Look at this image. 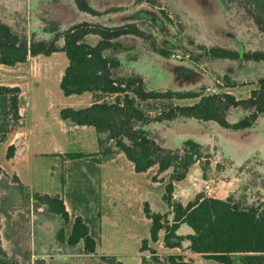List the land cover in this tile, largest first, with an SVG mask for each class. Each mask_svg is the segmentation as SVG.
I'll list each match as a JSON object with an SVG mask.
<instances>
[{"label": "rangeland", "instance_id": "374dc122", "mask_svg": "<svg viewBox=\"0 0 264 264\" xmlns=\"http://www.w3.org/2000/svg\"><path fill=\"white\" fill-rule=\"evenodd\" d=\"M135 1L90 0L100 12L120 8L118 12L92 16L80 12L74 0H0V23L46 40L53 38L52 30L64 32L82 22L106 27L145 23L157 44L172 56L164 58L141 39L127 37L122 41L131 49L119 53L118 74L140 76L148 91L201 95L229 92L244 99L264 78V62L214 61L199 49L220 46L241 53L264 51V38L253 26L237 21L229 24L225 0H157L156 7L136 5ZM160 10L171 16L175 27L164 20ZM99 40L94 35L87 38L91 46ZM199 55L203 57L196 60ZM68 66L66 54L56 53L42 56L31 72L27 65L0 67V86L16 84L22 91L23 107L20 128L0 133V227L4 248L21 264H110L104 258H113L114 264H155L154 258L168 264L171 256L196 264H215L193 254L188 243L181 249H167L165 231L157 243L150 241L152 222L144 206L148 203L152 211L172 220V211L163 200L171 173L157 175L158 167H154L138 174L123 153L100 150L94 128L61 120L62 109H85L93 104L89 92L64 95L60 84ZM225 77L237 86L226 88ZM198 100L175 103L190 105ZM162 104L155 102L150 109L144 106L154 117ZM244 116L243 111L233 110L228 119L234 124ZM145 129L165 148L177 149L193 140L209 153L190 169L185 181L175 184L177 201L187 205L197 196L223 200L232 197L264 209V116L253 127L240 131L193 119L150 123ZM11 145L16 146L13 157L8 156ZM44 193L61 197L70 214L69 222L39 205L36 195ZM77 217L90 223L99 244L93 255L84 251L83 242L75 247L67 243ZM62 229L64 239L58 237ZM179 234L187 236L191 230L184 225ZM144 240L149 243L142 252ZM235 264H242L239 257Z\"/></svg>", "mask_w": 264, "mask_h": 264}, {"label": "trees", "instance_id": "16d2710c", "mask_svg": "<svg viewBox=\"0 0 264 264\" xmlns=\"http://www.w3.org/2000/svg\"><path fill=\"white\" fill-rule=\"evenodd\" d=\"M157 0H136V5L154 4ZM80 12L92 16H102L120 11L112 8L105 12L94 9L90 0H74ZM228 22L237 21L251 25L264 38V0H225ZM164 20L175 27L171 16L160 10ZM144 24L130 23L118 27H106L91 22H82L62 31L52 30L51 40L29 37L25 32L13 31L10 26L0 23V64L15 67L24 64L30 57H49L56 53H65L67 67L60 87L65 96L93 94V104L85 109L65 108L60 111L64 122L76 126L94 128L98 135V144L104 153H123L132 163L136 173H147L158 167V174L170 172V182L166 186L163 198L171 209L172 220L168 216L152 211L148 203L144 206L146 217L151 220L150 241L157 243L160 234L165 231L164 245L167 249H181L188 243V249L215 264H235L236 257L242 264H264V209L259 205L247 206L242 201L229 197L225 200L197 196L184 205L174 198L175 184L186 180L190 169L200 163L207 149L193 141H185L180 148L168 149L156 142L145 127L150 123L175 122L179 120H197L214 122L225 129L235 131L253 127L264 116V78L258 80V87L244 99H238L232 93L201 95L187 91H148L142 78L120 76L119 53L130 51L122 39L134 37L149 44L152 51L164 58L172 53L161 48ZM153 29V26L149 27ZM148 28V29H149ZM98 36L99 42L91 46L87 38ZM208 58L228 61L264 62V51L241 53L220 46L199 48ZM203 55L196 56L200 60ZM193 61V60H192ZM195 61V60H194ZM226 88L236 87V83L225 77ZM199 99L190 105H177L175 101ZM155 102H163L162 109L153 117ZM148 108L146 109L145 106ZM22 91L18 86H0V133L12 127L20 128L22 122ZM241 110L245 116L237 123H230L229 114ZM5 136V135H3ZM106 145H111L106 148ZM16 146L11 145L8 156L13 157ZM157 180L156 177L153 178ZM40 206L69 222L70 214L65 202L59 196L37 194ZM90 223L77 217L71 225L68 245L75 247L83 242L87 254H95L98 242L91 232ZM187 226L191 234H179L182 226ZM65 238V230L58 233ZM143 241L142 252L148 247ZM114 264L113 258H104ZM155 264H162L154 258ZM0 264H21L4 248L0 227ZM168 264H196L186 262L181 256H171Z\"/></svg>", "mask_w": 264, "mask_h": 264}, {"label": "crops", "instance_id": "0c3cea01", "mask_svg": "<svg viewBox=\"0 0 264 264\" xmlns=\"http://www.w3.org/2000/svg\"><path fill=\"white\" fill-rule=\"evenodd\" d=\"M42 56H37V57H30V58H28V60H27V62L26 63H24V64H19V65H17V66H15V67H20V66H23V65H27L28 66V70H30V72H31V70L32 69H34L35 67H36V65H37V63L39 62V59L41 58ZM1 66H3V65H1L0 64V67ZM6 86H17L16 84H6ZM21 111H22V109H21ZM22 113V112H21ZM22 115V114H21ZM84 128H87V127H84ZM83 128V129H84ZM22 135V134H21ZM101 167H103L104 165H100ZM187 179V178H186ZM44 194H48V193H44ZM50 195V194H49ZM66 205V204H65ZM66 208H67V206H66ZM68 210V209H67ZM198 256H200V255H198Z\"/></svg>", "mask_w": 264, "mask_h": 264}, {"label": "water", "instance_id": "95a60500", "mask_svg": "<svg viewBox=\"0 0 264 264\" xmlns=\"http://www.w3.org/2000/svg\"><path fill=\"white\" fill-rule=\"evenodd\" d=\"M19 135H21V134H19Z\"/></svg>", "mask_w": 264, "mask_h": 264}]
</instances>
